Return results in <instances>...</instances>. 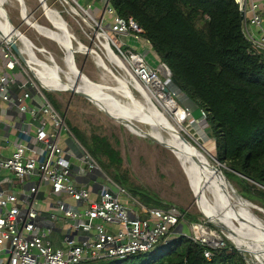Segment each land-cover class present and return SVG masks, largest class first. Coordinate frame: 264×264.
<instances>
[{
  "label": "built area",
  "instance_id": "1",
  "mask_svg": "<svg viewBox=\"0 0 264 264\" xmlns=\"http://www.w3.org/2000/svg\"><path fill=\"white\" fill-rule=\"evenodd\" d=\"M62 1L72 7L71 15L80 17L81 13L84 23L88 26L95 24L98 29L96 38L104 39L103 35L109 37L117 50V54L112 52L119 61L117 65L134 84H140L152 96L163 95L183 109L187 118L192 116V110L185 108L182 100L177 99L181 91L172 80L171 70L164 64L153 68L146 60V54L142 52H148L150 42L144 41V30L133 18L117 15L110 0H101L103 14L100 19L91 13L90 5L83 7L77 0ZM234 1L245 15L247 12L253 13L249 22L244 20V31L254 46L255 54L259 55L260 51L264 52V31L258 36L250 28L261 26L259 6L253 3L248 8L245 0ZM73 9L77 15L72 12ZM110 34L113 38H110ZM130 39L136 47L130 45ZM10 41L0 29V58L5 71L9 73L0 75V107L12 104L19 113L30 116L31 120L23 123L21 131L30 136L33 143L17 146L11 157L0 154V178L10 172L21 183L30 178H36L38 182L31 186L27 196L23 195V199L0 190V264H83L124 260L165 247L175 236H185L206 246L204 256L207 260H212V250L227 247L221 235L205 224L189 222L186 214L177 206H147L128 193L78 143L85 169L100 179L99 187L95 190L96 199L92 190L74 182L70 160L79 157L74 153L68 154L61 147L64 135L72 140L74 136L46 95L51 91L44 87L28 64L29 55L24 52L20 41L17 40V45L26 63L14 52ZM138 47L142 50H138ZM16 73L26 77V84L22 88L29 87L30 91L13 99L9 91L16 82ZM35 97L40 103L36 101V104L30 105L29 101ZM200 114L202 119L207 120L205 110L201 109ZM42 185H49L52 195L58 198L56 210L48 214V226H45V215L36 208L37 194ZM58 225L63 235L62 248L51 240ZM180 225H187L190 235L176 232L175 229ZM200 228L213 240L200 236Z\"/></svg>",
  "mask_w": 264,
  "mask_h": 264
},
{
  "label": "trees",
  "instance_id": "2",
  "mask_svg": "<svg viewBox=\"0 0 264 264\" xmlns=\"http://www.w3.org/2000/svg\"><path fill=\"white\" fill-rule=\"evenodd\" d=\"M110 2L117 15L133 18L144 30L156 60L178 81L180 97L196 104L199 117L201 109L207 112L216 158L228 169L225 177L238 184L244 199L264 209V52L255 54L247 39L239 5L234 0ZM90 153L96 158V151ZM136 194L147 206L166 207ZM186 218L200 223L196 216ZM181 227L175 231L183 232ZM160 248L124 260L83 264H252L228 245L212 250L214 256L207 260V247L185 236L172 237Z\"/></svg>",
  "mask_w": 264,
  "mask_h": 264
},
{
  "label": "rangeland",
  "instance_id": "3",
  "mask_svg": "<svg viewBox=\"0 0 264 264\" xmlns=\"http://www.w3.org/2000/svg\"><path fill=\"white\" fill-rule=\"evenodd\" d=\"M24 1L27 15L31 21L37 22L47 30L37 28L33 22L26 24L21 17L22 6L16 0H8L5 4L6 8L4 12L12 25L35 45V48H37L35 49L37 55L42 62L49 63L47 56H52L60 68L62 67L65 70L67 64L70 65L68 52L71 50L66 48L61 41L51 37H45L48 35L40 32L41 29L49 34L57 32V29L61 28V26L57 25V18L54 22V14H58L60 18L67 23L70 32H72L74 36L72 37L68 35V32L66 33L68 35V43L71 42V45L73 43L75 51H79V47H82L83 49L90 48L95 52V54H86V52L80 51L75 54L77 68L83 72L85 78L95 83L112 84L111 86L121 87L119 84L115 83L116 81L113 80L114 78L106 74L98 65V57L100 56L112 70L114 75H116L117 79L123 81L128 90H130L129 88L131 86L135 98L144 101L142 94L135 90L134 81L126 75L120 66L116 63L112 64L109 61L107 50L104 47L105 40L96 38L95 32L98 29L94 23H91L90 26L84 23L81 19V13L80 17L73 14L72 16V7L65 5L62 0H46L47 6L53 12L50 17H48L47 12L44 11L40 0ZM79 3L81 6L87 4L83 0H79ZM91 13L95 16V7H93V10L91 9ZM53 26H56V28ZM109 36L113 38L111 34ZM73 39L75 41H73ZM129 42L130 45L136 47L131 39ZM109 44L112 52L117 54V50L111 41H109ZM42 49L47 54L41 53L40 51ZM143 52H145V50H143ZM146 60L153 68L157 69L163 66L156 60L149 47L146 53ZM44 87L51 91L46 93V95L65 119L70 132L73 134L74 140H69L75 144L76 147H74V149L77 153L80 152L76 143L80 144L89 152L92 150L96 151L97 155H95V157L98 160L95 159L100 164L103 171L111 179L113 178L120 183L128 193L133 196L136 193L147 195L154 199V201L151 202L154 206H177L185 214L198 217L201 224H205L207 227L216 231L221 235L229 247L238 250V247L229 240L228 234L222 225L210 221L209 216L205 212V205L202 204L204 201L202 198H199L194 180L189 177L188 172L181 165L171 149H167L165 147L166 145L163 146L145 138L135 127L133 128L130 125H126V127L120 123L123 121L113 116L112 118L115 120L107 116L103 112L104 110L99 106L108 111L112 110L104 107L102 103H98L95 97L91 95L96 105L86 98L64 92L63 89L59 90L46 86ZM177 99L182 100L185 108L187 107L192 110V116L188 117L187 121L184 123L186 133L182 131L183 134L191 144L204 153L211 166L216 167L225 175V171H228V169L224 165H221L219 161H215L217 160L216 144L215 141L209 137V126L205 119L199 117V110L196 104L189 101L187 97H179ZM65 137H67V135H65ZM226 183L230 193L236 199L240 200L237 196V193H240L238 184L230 182L228 179ZM95 189L97 190V187ZM137 195L139 194L135 196ZM137 198L140 200L139 197ZM243 202L250 207L251 212H253L264 225V209L258 203L250 201H248V203L245 201ZM248 204H250V206ZM230 224L233 229L238 230L237 225L234 223ZM181 230L183 234L190 235V229L187 225L182 226ZM241 232L246 237H248L247 234H250L243 228H241ZM258 248L262 250L261 246H258ZM163 249L164 248H158V251H162ZM244 250H246V248H244ZM244 254H246L250 263L261 264L254 255L250 253Z\"/></svg>",
  "mask_w": 264,
  "mask_h": 264
},
{
  "label": "bare ground",
  "instance_id": "4",
  "mask_svg": "<svg viewBox=\"0 0 264 264\" xmlns=\"http://www.w3.org/2000/svg\"><path fill=\"white\" fill-rule=\"evenodd\" d=\"M7 1L8 0H0V29L6 39L12 40L15 37L20 41L24 52L29 55L28 64L33 68L32 70L40 82L44 86L52 89H63L64 92L74 89L95 97L98 103H102L104 107L112 110L108 111L99 106L106 113L120 121L132 123L145 133L156 138L161 144L163 143L166 145L165 147L167 149H171L181 165L188 172L189 177L194 180L199 198H202L204 201L202 204L205 205V212L209 216L210 221L216 222L218 225L221 224L227 232L229 240L240 249L246 248V250L251 252L261 264H264V225L258 217L251 212L247 204L236 199L230 193L226 181L214 172L212 169L213 166L208 163L204 153L191 144L185 137L182 131L186 133L184 123L187 121V115L184 113L183 109L179 108L163 95L154 94L152 96L146 92L140 84L135 83V90L142 94L144 101L137 100L131 86L129 88L130 90H128L123 81L117 79L116 75H114L112 70L100 56L98 57V65L106 74L114 78L113 80L116 81L114 82L121 87L111 86L112 84L95 83L89 81L85 77L82 79L78 78V70L71 61V51H74L75 48L73 43L72 45L71 42L68 43L67 37L68 35L74 36L72 32H70L67 23L62 20L58 14H54V22L57 18V25H60L61 28L57 29L55 33H46V31H44L47 30L45 27H42L37 22H32L35 23L37 28L44 29H41L40 32L48 35L45 37L57 39L61 41L66 48L71 50L68 52L70 65L66 63L67 66L64 70L62 67L60 68L58 66L52 56H47L49 63L42 62L37 55L35 45L17 30L12 23L7 21L8 17L4 12ZM16 1L21 5L22 0ZM45 11L48 17L53 14L49 7H47ZM72 12L77 14L74 9ZM26 15L24 7H21V17L25 23L27 20L31 21V19H25ZM53 27L56 28V26ZM67 32L68 35L66 34ZM103 38L105 40L104 47L107 50L109 61L112 64H119V61L113 56L110 48L109 37L103 35ZM79 48L84 50V52L87 50L86 48ZM40 52L45 53L43 49ZM52 60L55 63L50 62ZM130 126L133 127L131 124ZM230 223L237 225L238 230L233 229ZM241 228L250 233L247 234L248 237L241 232ZM199 234L203 237L206 236L205 230L201 228L199 229ZM206 237L209 240L212 239L211 236ZM258 246H261L262 250H260Z\"/></svg>",
  "mask_w": 264,
  "mask_h": 264
},
{
  "label": "crops",
  "instance_id": "5",
  "mask_svg": "<svg viewBox=\"0 0 264 264\" xmlns=\"http://www.w3.org/2000/svg\"><path fill=\"white\" fill-rule=\"evenodd\" d=\"M79 2V0H77ZM87 4L83 7L92 6L96 8L95 18L100 19L103 14V2L101 0H83ZM247 3V7L255 3L259 6L258 13L262 18L261 26L250 27L251 31H253L256 35H260L264 31V0H245ZM253 17V13L247 12L245 15V22H249ZM8 22H10L7 19ZM32 21L27 20V24H30ZM11 23V22H10ZM9 74L4 69V64L2 59L0 58V75ZM16 82L10 87V95L13 99H16L18 96H21L23 92L30 91L29 87L22 88L26 84V77L23 74L16 73L15 75ZM36 101L40 103V100H37L36 97L33 101H29L30 105L36 104ZM31 120L30 116L27 114H21L17 111V109L11 105H3L0 107V154L3 157H11L16 150L17 146L20 145H31L33 143L32 138L26 134L22 133V129L24 127L23 123H28ZM61 147L68 153H74L79 158H71L72 164V180L79 185L85 186L88 189L92 190L94 193L93 197L96 199L95 188L99 187L100 179L92 173H89L83 162L81 161V156L79 153L73 149L71 145V141L69 137H62ZM40 155L41 151H38ZM36 182V178H30L21 183L17 181L15 177L10 173L6 172L0 178V190L10 193L16 194L21 199H23V195L28 194L31 186H33ZM97 191V190H96ZM37 210L41 211L42 214L45 215L46 223L45 226L49 224L48 214L49 212H54L56 210V202L57 197L52 195L51 188L49 185H42L37 194ZM70 203H72L70 201ZM75 206V205H74ZM83 206V205H80ZM51 240L54 241L57 247H64L63 244V235L62 230L60 229V225L56 226V231L51 235Z\"/></svg>",
  "mask_w": 264,
  "mask_h": 264
},
{
  "label": "water",
  "instance_id": "6",
  "mask_svg": "<svg viewBox=\"0 0 264 264\" xmlns=\"http://www.w3.org/2000/svg\"><path fill=\"white\" fill-rule=\"evenodd\" d=\"M40 2H41V4H42V7H43V9H44V11L46 10V8L48 7L47 6V3H46V0H40ZM21 6L22 7H24V9H25V13L27 14V9H26V6H25V3H24V1L22 0V3H21ZM241 17H242V20H245V13L244 12H242L241 11ZM25 19H30L29 18V16L28 15H26V18ZM17 38H13L11 41H10V45H11V47H12V49L14 50V52L18 55V57L24 62V63H26V59H25V57H24V55L22 54V52L20 51V49H19V47H18V45H17V40H16ZM19 41V40H18ZM73 41H75L74 39H73ZM136 45V44H135ZM138 49V48H137ZM149 49L150 50H152V48L149 46ZM80 51H84V50H82V49H80L79 51H72L71 52V56H72V61H73V63H74V66L77 68V65H76V62H75V54L76 53H78V52H80ZM142 53H144V54H146L145 52H142ZM86 54H95V52L92 50V49H90V48H87V50H86ZM50 62H53V63H55L53 60L52 61H50ZM78 69V68H77ZM77 77L78 78H83V77H85V75L83 74V72L81 71V70H79L78 69V74H77ZM80 80V79H79ZM172 80H173V82H174V84H175V86H177V87H179V83H178V81L176 80V78L173 76V78H172ZM69 93H71V94H73V95H78V96H80V97H83V98H86V99H88L89 101H91L92 103H94L95 104V102H94V100H93V98L90 96V95H88V94H86V93H82V92H79V91H77V90H70V91H68ZM96 105V104H95ZM107 116H109L110 118H112V116H110L108 113H106L105 111H103ZM112 119H114V118H112ZM115 120V119H114ZM122 125H127V126H129L130 124H132V123H129V122H126V123H124V122H120ZM126 126V127H127ZM132 126L133 127H135V129L137 130V131H139L140 133H142L143 135H144V137L145 138H147V139H149V140H151V141H153V142H155V143H158V144H161L156 138H154V137H152L150 134H148V133H144V131H142L141 129H139V127H137V126H135V125H133L132 124ZM212 136V134L209 132V137H211ZM161 145H163L164 146V144H161ZM215 161H218V160H215ZM212 169L214 170V172L215 173H217L218 175H220L225 181L227 180V178L225 177V175L219 170V169H217L216 167H212ZM237 196L239 197V199L241 200V201H245L246 203H248V200H246V199H244L239 193H237ZM249 206H250V204H248ZM180 233H183V232H180ZM238 250V252H240L241 254H244V253H250L251 254V252H249L248 250H244V249H240V248H237Z\"/></svg>",
  "mask_w": 264,
  "mask_h": 264
}]
</instances>
